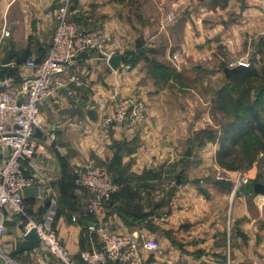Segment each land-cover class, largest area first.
<instances>
[{"label":"crops","instance_id":"0c3cea01","mask_svg":"<svg viewBox=\"0 0 264 264\" xmlns=\"http://www.w3.org/2000/svg\"><path fill=\"white\" fill-rule=\"evenodd\" d=\"M128 1L76 0L71 8L80 27L100 32L106 45L102 52L81 55L65 74L66 87L41 103L38 153L26 171L45 183L24 191L29 216L47 221L80 262L81 252L101 245L87 226L102 223L118 234L158 241L161 251L144 250L143 264H264V194L251 189L250 182L236 190L237 172L230 174L218 160L222 125L209 113L217 95H205L197 113V96L182 92L201 78L209 80L204 85L220 83L222 88L234 73L231 61L264 74L262 0H199L202 13L188 19L177 38V30L162 29V19L154 34L148 28L134 33L133 14L124 5ZM64 2L0 0V64L11 49L23 53L29 46L30 58H44ZM136 17L144 21L146 16ZM5 29L9 37L2 36ZM116 54L126 56L119 69L109 63ZM161 60L175 67L164 82L157 78L159 67L152 71L153 63L163 65ZM22 64L13 58L4 68L19 76L15 91L22 90ZM72 74L81 85L68 82ZM165 82L181 87L179 93L166 92ZM127 98L146 103L145 123L108 127L106 117ZM89 165L104 167L120 185L112 203L96 215L88 212V192L75 183L76 169ZM5 214L0 264H56L42 244L15 255L29 231V218L11 210Z\"/></svg>","mask_w":264,"mask_h":264},{"label":"built area","instance_id":"2783aa9c","mask_svg":"<svg viewBox=\"0 0 264 264\" xmlns=\"http://www.w3.org/2000/svg\"><path fill=\"white\" fill-rule=\"evenodd\" d=\"M75 2L65 0L58 8L55 33L45 58L39 62L30 58L22 64L26 74L21 76V91L13 89L19 77L17 74L3 75L2 69L11 64H0V248L6 232L5 210H11L29 218V229H37L41 244L55 255L56 264H79V261L65 249L47 221L33 220L29 216L24 191L45 183V179L29 175L26 163L32 162L38 153L36 136L41 103L66 87L65 74L81 55L88 51L102 52L106 45L100 32L83 30L71 19ZM262 5L264 12V0ZM10 35V30L5 29L2 36ZM68 82L82 84L77 74H72ZM146 118L145 102L127 98L118 101L115 113L107 116L105 123L108 127H139ZM247 181L243 173L238 172L235 189ZM75 183L88 192L87 209L91 215L106 207L119 191V185L100 167L77 169ZM87 230L99 236L101 245L81 252L84 264H143L144 250L161 251V244L154 239L118 234L102 223L90 224ZM169 264L193 263L173 261Z\"/></svg>","mask_w":264,"mask_h":264},{"label":"rangeland","instance_id":"374dc122","mask_svg":"<svg viewBox=\"0 0 264 264\" xmlns=\"http://www.w3.org/2000/svg\"><path fill=\"white\" fill-rule=\"evenodd\" d=\"M173 3H175V7L172 5ZM203 2H199V0H130V2L128 1L126 4H124L127 9L130 8L132 14H133V24H134V33L136 32V34H144V29L148 28L149 29V34L152 35L157 31V28L159 26V23H161L162 25V29L164 31H171V29H175L177 30L175 33L176 34V38L177 36L180 35V33H182L183 28H185V23L188 22V19H191L192 21L195 20L196 18V14L197 13H202V11L199 9L200 6H202ZM174 8V9H173ZM143 13L146 17L144 18V21H139L137 19L136 16H138V14ZM71 19L72 16L70 14ZM149 17V18H148ZM147 18L149 20H147ZM162 19V20H161ZM200 19V18H199ZM161 20V21H160ZM198 20V19H197ZM74 22L78 23L80 26V23L77 22L76 20L73 19ZM205 21H199V23H202V25H204ZM263 22H264V17H263ZM193 29L198 28V25H196V23H193ZM81 28V27H80ZM180 32V33H179ZM197 32V30H196ZM200 39V38H197ZM200 42V40L198 41V43ZM176 43V47H178L180 44L183 43V39L182 37L177 41L174 42V44ZM180 56V53H176L174 58L176 59L177 57ZM167 59V57H166ZM172 61V59H171ZM170 61V62H171ZM160 64H163V66L166 67V73H162L161 70H158V80H161L162 82L166 81V79L168 78V75L172 73V70L175 68L174 64L171 62L170 64H167L168 62H166V60H161ZM239 65L238 62H229L228 63V67L229 68H236L234 67V65ZM173 67V68H172ZM153 71V70H152ZM157 71V70H156ZM165 72V71H164ZM197 75V73H194L191 77H189V80H194L193 77H195ZM201 78V80H197L196 82L192 84H187L189 86H185L186 90H182L183 95H187V94H194L195 96H197L196 98V111L197 113H200L201 110L200 108L205 106L203 104L206 103V99L205 100V95L209 96L213 94V98H214V94L217 95V92L221 89V86H219L217 83L215 85H212L209 82V85L206 84L204 85L205 82H208L209 80ZM226 80H222V83H224ZM213 82V80H212ZM219 82V81H217ZM231 83V80H227L226 84H223V86H228ZM166 82L162 83V85H165V89L166 92H168L169 94L173 93V94H177L180 91L181 87L178 86H174V87H166ZM261 87H263L262 81H261ZM216 85H218V91H216ZM260 87V86H259ZM204 102V103H202ZM209 103V102H208ZM146 104V103H145ZM202 104V106L200 107V105ZM147 107V105H146ZM210 110V111H209ZM209 113H213L215 114L213 117V121L214 123H217L218 125H222V128L225 126V122L229 121L231 119L230 116V112L226 113L224 111H221L220 109H218L217 107V102L214 101L213 105H212V110L209 109ZM211 113V114H212ZM221 113L220 116H218L217 114ZM263 118H264V114H263ZM236 149L238 148L239 152L230 159V162H233L236 166L235 170L231 171V170H227L230 174L233 172H237V174L235 175V178L238 175V172H241L243 174H247V182L246 184L249 185L248 183L250 182V187L251 189L253 188V184L255 182H261L264 183V150H261L259 153H257V155L255 156L254 160L252 159V153H247L244 150H246L247 148L244 146L241 147H235ZM248 154V155H247ZM253 160V161H251ZM96 167H100L103 168L104 170H106L104 167L102 166H85L83 168H96ZM80 169V168H78ZM77 170V169H76ZM107 171V170H106ZM108 172V171H107ZM233 173V175L235 174ZM108 174L111 176V174L108 172ZM246 175V176H247ZM75 176H76V171H75ZM112 177V176H111ZM114 180V179H113ZM115 181V180H114ZM234 181H236V179H234ZM118 185L119 183L117 181H115ZM243 184V182H242ZM242 184L240 185L239 188H241ZM120 186V185H119ZM236 186V185H235ZM234 186V187H235ZM4 252L3 248H0V253ZM2 254V253H1Z\"/></svg>","mask_w":264,"mask_h":264},{"label":"trees","instance_id":"16d2710c","mask_svg":"<svg viewBox=\"0 0 264 264\" xmlns=\"http://www.w3.org/2000/svg\"><path fill=\"white\" fill-rule=\"evenodd\" d=\"M135 57H137L136 54ZM42 59L36 61L39 62ZM156 66L162 73H166V67L157 63L152 64V70L155 71ZM2 72L3 75L12 74L4 71V68ZM230 79L231 83L217 92L218 109L226 113L230 112L231 116L222 128L219 138L221 147L218 160L222 167L233 171L236 166L230 162V159L239 152L235 147H246L244 151L252 153L253 160L257 153L264 150V84L263 87L260 84L261 81L264 83V74L250 66L232 73ZM81 263L84 264L82 260L79 261V264Z\"/></svg>","mask_w":264,"mask_h":264},{"label":"water","instance_id":"95a60500","mask_svg":"<svg viewBox=\"0 0 264 264\" xmlns=\"http://www.w3.org/2000/svg\"><path fill=\"white\" fill-rule=\"evenodd\" d=\"M13 58H15L16 64H22L28 59H30V46L26 48L23 53L16 51L15 49H11L8 52L7 57L5 58L3 65H9L12 63ZM126 56L124 54H116L110 57L109 63L114 69H119L125 60ZM245 69L244 65H240L234 69H231V72H238ZM187 156H191V150L189 149L187 152ZM181 183L180 176L178 177V184ZM254 190L258 194H264V183L256 182L254 185ZM41 244V238L36 228H31L26 233L25 240L22 244L16 249L15 255L21 254L27 251H31Z\"/></svg>","mask_w":264,"mask_h":264}]
</instances>
